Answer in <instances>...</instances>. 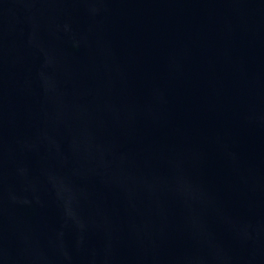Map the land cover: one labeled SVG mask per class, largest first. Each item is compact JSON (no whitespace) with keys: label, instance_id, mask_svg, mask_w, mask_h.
<instances>
[{"label":"water","instance_id":"obj_1","mask_svg":"<svg viewBox=\"0 0 264 264\" xmlns=\"http://www.w3.org/2000/svg\"><path fill=\"white\" fill-rule=\"evenodd\" d=\"M0 264H264V0H0Z\"/></svg>","mask_w":264,"mask_h":264}]
</instances>
